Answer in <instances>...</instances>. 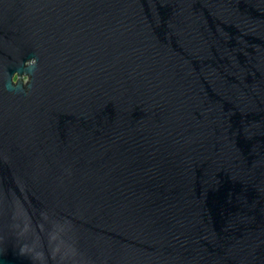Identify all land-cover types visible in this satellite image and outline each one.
<instances>
[{
  "label": "water",
  "instance_id": "obj_1",
  "mask_svg": "<svg viewBox=\"0 0 264 264\" xmlns=\"http://www.w3.org/2000/svg\"><path fill=\"white\" fill-rule=\"evenodd\" d=\"M0 264H264V0H0Z\"/></svg>",
  "mask_w": 264,
  "mask_h": 264
}]
</instances>
